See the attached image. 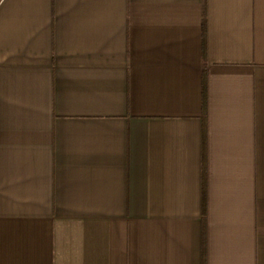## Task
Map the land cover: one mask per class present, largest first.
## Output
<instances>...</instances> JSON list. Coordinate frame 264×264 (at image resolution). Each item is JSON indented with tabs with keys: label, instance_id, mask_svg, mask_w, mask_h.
<instances>
[{
	"label": "crops",
	"instance_id": "obj_1",
	"mask_svg": "<svg viewBox=\"0 0 264 264\" xmlns=\"http://www.w3.org/2000/svg\"><path fill=\"white\" fill-rule=\"evenodd\" d=\"M0 264H264V0H0Z\"/></svg>",
	"mask_w": 264,
	"mask_h": 264
}]
</instances>
